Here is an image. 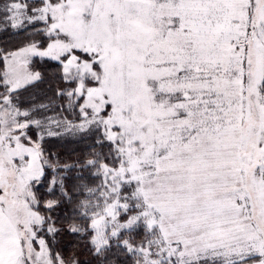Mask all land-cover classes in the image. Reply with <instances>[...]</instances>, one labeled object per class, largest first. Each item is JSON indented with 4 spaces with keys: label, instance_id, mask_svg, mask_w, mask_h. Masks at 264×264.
Instances as JSON below:
<instances>
[{
    "label": "snow or ice",
    "instance_id": "obj_1",
    "mask_svg": "<svg viewBox=\"0 0 264 264\" xmlns=\"http://www.w3.org/2000/svg\"><path fill=\"white\" fill-rule=\"evenodd\" d=\"M0 264H264V0H0Z\"/></svg>",
    "mask_w": 264,
    "mask_h": 264
}]
</instances>
